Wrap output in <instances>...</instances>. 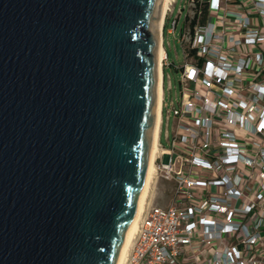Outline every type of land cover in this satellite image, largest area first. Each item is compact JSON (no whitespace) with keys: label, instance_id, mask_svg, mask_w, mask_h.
Masks as SVG:
<instances>
[{"label":"water","instance_id":"water-1","mask_svg":"<svg viewBox=\"0 0 264 264\" xmlns=\"http://www.w3.org/2000/svg\"><path fill=\"white\" fill-rule=\"evenodd\" d=\"M162 0H0V264H116L144 185Z\"/></svg>","mask_w":264,"mask_h":264},{"label":"built area","instance_id":"built-area-1","mask_svg":"<svg viewBox=\"0 0 264 264\" xmlns=\"http://www.w3.org/2000/svg\"><path fill=\"white\" fill-rule=\"evenodd\" d=\"M174 5L161 44L184 10L180 102L164 101L165 54L159 130L165 109L175 127L153 162L173 190L143 209L123 264H264V0H186L170 20Z\"/></svg>","mask_w":264,"mask_h":264},{"label":"rangeland","instance_id":"rangeland-1","mask_svg":"<svg viewBox=\"0 0 264 264\" xmlns=\"http://www.w3.org/2000/svg\"><path fill=\"white\" fill-rule=\"evenodd\" d=\"M185 3L186 0H175V5L173 7L170 20H173L177 17L178 10L181 9L185 5ZM184 15H185V11L183 10L182 14L179 16L174 35H167V29L170 26L169 23L166 25L163 34L164 35L163 48L166 54L167 62L170 64L169 67L164 66L163 68L164 101L168 109H171V105L177 107L180 102V87H179L180 71H178L177 69L183 65L184 60H183L181 45L178 42V38L180 35V28L183 23ZM168 80L170 83V90L168 89ZM174 127H175L174 113L172 111L168 115L165 109L163 111L162 125L160 132V145L165 149L170 148V143L165 138V132L167 131L171 135ZM154 181H155L154 178H152L151 180L152 183H150V188L144 208L150 203H153L154 205L159 207H164L168 205L169 195H167V192L172 190L171 183L163 179H160L157 182Z\"/></svg>","mask_w":264,"mask_h":264},{"label":"bare ground","instance_id":"bare-ground-1","mask_svg":"<svg viewBox=\"0 0 264 264\" xmlns=\"http://www.w3.org/2000/svg\"><path fill=\"white\" fill-rule=\"evenodd\" d=\"M171 0H162L160 10H159V22H158V44H157V98H156V112H155V120L153 124V129H152V138H151V146H150V151H149V156H148V165H147V171H146V176H145V181L144 185L140 194V202L138 205V209L135 215V219L133 222V225L131 227L130 232L127 235V239L125 241V244L119 254V257L117 259L116 264H123L126 258V254L128 252V249L130 247L132 238L137 230L138 226V221L140 219L141 213L144 209V205L146 202V198L148 196L149 188H150V183L153 178L154 174V158L155 154L157 151V139H158V132H159V123H160V104H161V97H162V88H161V78H162V70H161V62L165 57V53L162 48L161 44V26H162V21L163 17L165 15V12L169 6V3Z\"/></svg>","mask_w":264,"mask_h":264},{"label":"crops","instance_id":"crops-1","mask_svg":"<svg viewBox=\"0 0 264 264\" xmlns=\"http://www.w3.org/2000/svg\"><path fill=\"white\" fill-rule=\"evenodd\" d=\"M161 119H162V115H161ZM160 130H161V126H160ZM160 130H159V132H160ZM158 137L160 139V133H159V136ZM169 183H171V182H169ZM171 185H172V183H171ZM172 190H173V185H172ZM172 190L167 192V195H169V200L171 198V192H172ZM168 204H169V202H168Z\"/></svg>","mask_w":264,"mask_h":264}]
</instances>
